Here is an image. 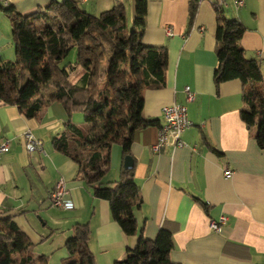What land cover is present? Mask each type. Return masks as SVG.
I'll use <instances>...</instances> for the list:
<instances>
[{
  "label": "crops",
  "instance_id": "0c3cea01",
  "mask_svg": "<svg viewBox=\"0 0 264 264\" xmlns=\"http://www.w3.org/2000/svg\"><path fill=\"white\" fill-rule=\"evenodd\" d=\"M51 1L60 0H0V4H12L25 15ZM75 1L91 14L121 2L126 23L133 21L135 0ZM213 1L146 3L142 42L163 47L167 65L164 84L141 91V114L157 123L134 130L129 145L140 196L133 209L137 233L153 239L160 228L169 230L173 244L169 258L174 263L264 264V149L255 141V126L245 125L240 118L245 108L241 82L230 79L216 85L213 80L216 9H220L227 18L242 23L238 44L246 57L259 61L264 85V0H222L219 8ZM191 2L196 9L189 20ZM14 55L11 23L0 8V61L12 60ZM185 87L193 91L192 101H186ZM173 103L185 104L191 121L181 134L184 144L154 151L152 144L163 123L161 108ZM68 120L83 125L81 115L74 112L68 117L55 101L33 117L0 102V142H9L0 155L1 216H11L31 239L30 252L46 256L51 264L68 258L64 241L76 223H87L94 264H113L134 247L137 233H123L110 216L108 202L94 197L91 187L75 177L77 164L53 146L52 139ZM27 130L40 140L39 150H26ZM225 168L231 170L229 176H224ZM122 169L121 147L112 143L104 182L114 183ZM60 179L71 208L50 206L49 195ZM220 215L226 216L225 222L214 231L209 222Z\"/></svg>",
  "mask_w": 264,
  "mask_h": 264
},
{
  "label": "trees",
  "instance_id": "16d2710c",
  "mask_svg": "<svg viewBox=\"0 0 264 264\" xmlns=\"http://www.w3.org/2000/svg\"><path fill=\"white\" fill-rule=\"evenodd\" d=\"M147 0H135L132 27L119 2L98 14L81 9L75 0L51 1L46 7L21 14L0 4L11 23L15 55L0 61V102L15 105L33 117L48 102H58L68 117L80 113L82 124L68 120L52 139L55 149L77 164L75 177L89 185L96 198L108 202L111 218L126 235L137 233L133 209L140 203L133 169L123 168L114 183L104 182L112 143L129 155L134 130L157 123L141 114L145 86L164 84L167 53L142 42ZM195 2L189 6L192 20ZM217 85L230 79L242 84L245 108L240 118L255 126L254 138L264 149V85L259 61L245 56L238 41L240 21L216 9ZM75 49L73 61L66 60ZM87 223H76L64 241L68 258L62 264H94ZM31 239L11 216L0 212V264H47L46 256L30 252ZM171 232L160 228L153 239L137 233L133 248L113 264H180L169 258Z\"/></svg>",
  "mask_w": 264,
  "mask_h": 264
},
{
  "label": "built area",
  "instance_id": "2783aa9c",
  "mask_svg": "<svg viewBox=\"0 0 264 264\" xmlns=\"http://www.w3.org/2000/svg\"><path fill=\"white\" fill-rule=\"evenodd\" d=\"M222 0H215L213 4L216 8L220 7ZM167 34L171 33L170 29L165 30ZM186 101L194 99V93L188 87L184 88ZM161 116L163 123L158 127L157 140L152 144V149L158 151L162 146L172 145L173 147H181L184 143L181 139L182 132L191 125V121L187 117V108L183 103H173L165 105L161 108ZM24 145L27 151L39 150L41 142L35 138L30 131L24 132ZM8 140L0 142V155L8 150ZM224 176H229L231 170L225 168L223 170ZM66 189L63 180H58L50 195L49 203L54 207L71 208L73 203L66 198ZM226 216L220 215L218 220H210L209 226L214 231L218 230L221 223H224Z\"/></svg>",
  "mask_w": 264,
  "mask_h": 264
},
{
  "label": "rangeland",
  "instance_id": "374dc122",
  "mask_svg": "<svg viewBox=\"0 0 264 264\" xmlns=\"http://www.w3.org/2000/svg\"><path fill=\"white\" fill-rule=\"evenodd\" d=\"M4 7L6 8V6H4ZM131 27H132V22L130 21V19H128L127 29H130ZM74 58H75V49H72L71 52L69 53V55L67 56L66 60L73 61ZM78 115L80 116L79 113H78ZM81 119L83 120L82 115H81ZM82 120H81V121H82ZM81 121H80V122H81ZM50 206H51V205H50ZM52 207H54V206H52ZM64 249H65V247H64ZM65 250H66V249H65ZM90 250H91V249H90ZM91 252H92V251H91ZM92 253H93V252H92ZM53 256H58V255L56 254V252H54ZM93 256H94V254H93ZM47 264H51V263L48 261V259H47ZM54 264H62V263H54Z\"/></svg>",
  "mask_w": 264,
  "mask_h": 264
},
{
  "label": "water",
  "instance_id": "95a60500",
  "mask_svg": "<svg viewBox=\"0 0 264 264\" xmlns=\"http://www.w3.org/2000/svg\"><path fill=\"white\" fill-rule=\"evenodd\" d=\"M132 166H133V160L131 156L129 155L123 156V168L129 169L132 168Z\"/></svg>",
  "mask_w": 264,
  "mask_h": 264
}]
</instances>
